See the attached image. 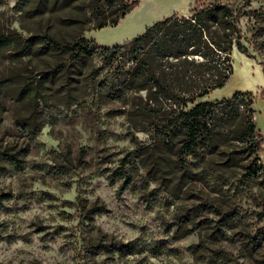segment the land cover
Masks as SVG:
<instances>
[{"label": "rangeland", "instance_id": "1", "mask_svg": "<svg viewBox=\"0 0 264 264\" xmlns=\"http://www.w3.org/2000/svg\"><path fill=\"white\" fill-rule=\"evenodd\" d=\"M132 1L117 26L83 35L114 47L204 4L264 10V0ZM89 18L79 0H0V264H209L220 247L236 264H262L264 244L248 248L243 239L264 233V175L248 172L256 157L264 167V53L234 51L233 75L199 100L252 93L253 104L231 105L250 109L262 151L250 155L235 144L203 160L202 148L178 157L181 145L132 122L122 101L100 88L112 70L93 86L88 75L100 57L72 67L70 54L44 46L46 34L72 43ZM241 24L250 40L255 16ZM231 153L240 160L228 162ZM128 155L134 180L120 192L110 175ZM182 159L188 163L180 166Z\"/></svg>", "mask_w": 264, "mask_h": 264}, {"label": "trees", "instance_id": "2", "mask_svg": "<svg viewBox=\"0 0 264 264\" xmlns=\"http://www.w3.org/2000/svg\"><path fill=\"white\" fill-rule=\"evenodd\" d=\"M83 10L90 14L89 26L72 43H63L51 34L41 37L46 48L70 54L72 67L85 58H101V67L89 73L93 86L100 73L112 70L107 82L100 80L112 98L122 101L128 119L136 124L147 122L152 133L169 144L178 143L179 155L196 157L199 149L205 155L221 148L242 144L245 152L257 155L262 151V133L251 116L240 111L235 103L239 98L253 104L252 93H236L232 99L220 102H199L221 89L233 75L234 51L252 56L264 53V10L245 11L243 6L233 8L217 1L200 5L188 16L174 15L148 27L133 40L114 47H103L88 40L86 31L117 26L136 6L132 0H79ZM255 16L256 29L247 39L241 21ZM247 43L249 44L247 46ZM197 56L203 59L198 60ZM63 64L60 67L63 68ZM222 116V117H219ZM223 121V122H222ZM236 154V153H235ZM5 155V153H4ZM131 156L119 159V167L110 175L119 181V191L126 190L134 180ZM15 159L17 157H14ZM185 158V157H184ZM229 154L228 162H238ZM179 160L180 166L188 163ZM255 163L248 166L252 178L264 175V167ZM107 171L99 170L100 174ZM206 172H202L206 176ZM261 219L264 214L260 215ZM245 247L263 246L264 233L249 231L244 237ZM198 255L200 244L194 247ZM264 264V258L261 260ZM209 264H236L232 254L220 247L209 259Z\"/></svg>", "mask_w": 264, "mask_h": 264}]
</instances>
